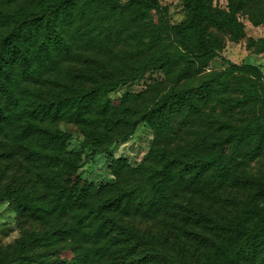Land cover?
<instances>
[{
	"label": "trees",
	"instance_id": "obj_1",
	"mask_svg": "<svg viewBox=\"0 0 264 264\" xmlns=\"http://www.w3.org/2000/svg\"><path fill=\"white\" fill-rule=\"evenodd\" d=\"M249 1L227 0L224 9L214 6L212 0H183L186 18L177 24L162 20L158 0H49L28 8L0 9V23L6 24L0 32V127L11 124L5 140H0V150L6 156L16 151L24 153L37 160L43 170L42 189L21 183L5 194L19 213L43 225L38 230H24L13 248L8 246L1 252L0 264H95L104 259L113 264H145L141 246L153 250V238L128 225L126 218L174 215L181 207L177 199L180 190L195 189L208 174L219 180L228 177L224 142L197 140L192 149L200 148V153L184 159L169 151L162 139L169 136L171 119L196 107L194 96L208 98L213 82L225 80L228 71L241 70L261 78L264 87V74L258 66L230 63L226 70L203 80L198 92L186 86L172 87L136 112L130 100L137 95L125 96L121 103L126 107H122L111 105L108 94L150 67L178 65L179 78L193 68L205 67L223 45L217 34L207 32V25L225 29L236 40L244 32L236 14ZM149 15H155L148 21L150 29L146 33L151 45L158 44L163 35H170L172 41L142 59L134 69L91 86L68 83L63 97L53 98L47 87H38L24 106L19 104L20 81L49 70L61 50L70 47L64 36L67 22L78 16L130 23ZM262 18L257 13L251 21L258 24ZM260 44L264 47V37ZM56 119L75 121L84 134L83 143L92 152L106 151L116 139L131 135L138 123L146 122L154 134L147 154L150 163L135 167L141 175L135 182L117 179L93 189L78 173L79 155L65 151L70 135L53 126ZM256 133L260 139L264 137V125L259 120L249 129V134ZM114 163L115 176L122 166L127 168L122 158ZM248 181L264 193V180ZM255 196L239 201L220 227L211 226L217 239L210 251L198 257L176 258L174 264H264V206L254 203ZM182 208L192 209L189 205ZM109 237L112 240L108 241ZM80 243L82 250L77 249ZM68 245L71 254L62 257Z\"/></svg>",
	"mask_w": 264,
	"mask_h": 264
},
{
	"label": "rangeland",
	"instance_id": "obj_2",
	"mask_svg": "<svg viewBox=\"0 0 264 264\" xmlns=\"http://www.w3.org/2000/svg\"><path fill=\"white\" fill-rule=\"evenodd\" d=\"M48 1L0 0V9L28 8ZM158 2L163 21L177 24L186 18L183 0ZM212 4L227 8V0H212ZM257 13L263 15V21L253 24L251 17ZM236 15L244 24V32L236 40H232L225 29L207 25V32L217 34L223 45L205 67L193 68L183 78L177 76L178 65L150 67L111 91L108 94L109 103L126 107L123 106L125 103H121L124 97L137 95L130 100L136 112L149 106L172 87L186 86L198 92L203 80H207L212 73L226 70L230 63L256 65L264 74V47L260 44V39L264 37V0H250L248 6ZM149 16L130 23L78 16L67 22L64 36L70 47L61 50L49 70L38 77L30 76L20 81L17 89L19 104L24 106L38 87H47L53 98L63 97L68 83L91 86L117 77L124 70L134 69L142 59L172 41L170 35H163L158 44L151 45L150 36L146 33L150 29L148 21H153L155 15ZM5 29L6 24L0 23V32ZM212 86L208 98L194 96L196 107L185 109L171 119L169 136L163 137L162 142L169 151L184 159L200 153V148L192 149L197 140L224 142L228 177L219 180L208 174L195 189L180 190L177 199L181 207L174 215L160 213L152 218L138 215L126 218L128 225L153 238V250L141 246L140 256L143 255L145 264H174L176 258L182 256H202L212 249V242L217 239L211 226L220 227L235 212L239 201L256 193L254 203L264 206V193L248 181L249 178L264 180V137L260 139L259 133L249 134V129L256 126L257 120L264 125L262 79L241 70H231L226 73L225 80L215 81ZM53 126L70 135L65 142V151L79 155L78 173L93 189H100L117 179L135 182L141 177L134 171L135 167L150 163L147 154L154 134L146 122L138 123L131 135L116 139L106 151L99 152H92L91 147L83 143L84 134L75 121L56 119ZM10 129L11 124L0 127L1 141L5 140V132ZM117 158L124 159L127 168L122 166L119 175L115 176L113 169ZM36 161L19 151L6 156L0 150V254L13 248L24 230H38L43 225L26 213H19L13 200L5 195L8 190H16L21 183L29 188H43V170ZM184 205L192 209L184 210ZM112 238L109 237L108 241ZM82 248L81 243L77 244L78 250ZM70 254L68 245L61 255L66 257ZM8 264L24 263L16 261ZM95 264L113 263L104 259Z\"/></svg>",
	"mask_w": 264,
	"mask_h": 264
}]
</instances>
